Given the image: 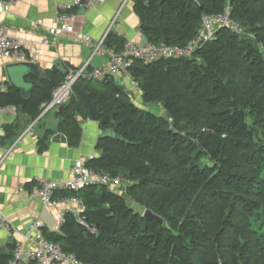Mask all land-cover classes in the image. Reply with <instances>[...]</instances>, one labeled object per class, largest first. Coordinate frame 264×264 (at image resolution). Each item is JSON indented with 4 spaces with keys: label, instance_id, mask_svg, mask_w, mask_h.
<instances>
[{
    "label": "trees",
    "instance_id": "trees-1",
    "mask_svg": "<svg viewBox=\"0 0 264 264\" xmlns=\"http://www.w3.org/2000/svg\"><path fill=\"white\" fill-rule=\"evenodd\" d=\"M133 1L152 45L185 47L204 15L227 10L245 32L220 27L190 56L135 59L131 78L163 114L137 105L114 76L78 80L103 132L87 166L132 182L57 191L83 208L45 234L80 264H264V0ZM105 45L121 52L125 39L109 33ZM67 72L47 70L29 99L14 87L0 92V106L36 119ZM57 115L78 145L79 118L90 113L76 87ZM147 209L164 223L144 217Z\"/></svg>",
    "mask_w": 264,
    "mask_h": 264
},
{
    "label": "crops",
    "instance_id": "crops-1",
    "mask_svg": "<svg viewBox=\"0 0 264 264\" xmlns=\"http://www.w3.org/2000/svg\"><path fill=\"white\" fill-rule=\"evenodd\" d=\"M74 1L17 0L0 13V24L8 28L31 61L45 72L54 68L57 62L69 71L83 68L89 60L92 65L105 61L99 55L93 56L94 46L81 40L82 33L94 41L108 32L125 40L145 43L133 0H106L92 8L75 7L71 11L76 14L74 31L54 40L48 29L55 24L58 6ZM45 37L50 39L49 45L44 43ZM35 49L37 53L33 52ZM16 62L14 59L0 60V92L12 87L7 66ZM114 78L128 93L131 92L134 102L136 98L143 100L131 76ZM139 106L146 107L142 101ZM58 109L59 106H54L45 113L41 111L33 119L16 106H0V210L13 225V231L0 229V259L12 256L15 244L24 240L28 225L41 219L45 207L31 193L37 180L69 181L74 176L77 160L99 155L97 143L103 132L98 122L90 120V115L86 119L80 117L81 140L78 145H72L67 135L58 129L61 120ZM49 130L54 132L47 134ZM68 206L76 208L73 204ZM64 207L62 204L48 209L58 219Z\"/></svg>",
    "mask_w": 264,
    "mask_h": 264
},
{
    "label": "built area",
    "instance_id": "built-area-1",
    "mask_svg": "<svg viewBox=\"0 0 264 264\" xmlns=\"http://www.w3.org/2000/svg\"><path fill=\"white\" fill-rule=\"evenodd\" d=\"M16 1L0 0V13L5 12ZM105 1L75 0L73 3L59 5L55 24L48 29L49 35L56 40L65 33L74 31L76 14L71 11L75 7L92 8L103 4ZM115 20L116 18L112 24ZM220 27H230L237 32H245L243 26L230 18L227 10L220 15H204L199 34L185 47L168 46L164 43L157 46L151 43L140 44L126 39L124 50L116 52L105 45L108 32L97 41H94L88 34L82 33L80 35L81 40L94 46L93 56L99 55L105 61L100 65H92L91 60H89L81 69H70L65 80L54 89L51 100L42 105V112L45 113L54 106L68 103L75 93V85L80 78L103 81L108 76H131L129 68L133 65L135 59L150 62L160 57L190 56L199 46L211 39ZM50 42V39L45 37L44 43L49 45ZM33 52L37 53L38 50L35 49ZM6 59H14L17 62L31 61L19 40L10 34L4 24H0V60ZM89 67H91V70H89ZM133 84L138 87L134 80ZM86 162L87 159L76 161L73 169L74 176L69 181L38 179L32 188V195L38 197L45 208L65 205L58 218V228L63 223L67 212L79 213L83 208V202L76 196H55L57 191L65 189L79 191L89 184H101L111 189L119 190L124 185L132 182L130 179L113 177L101 170L88 167ZM69 204L75 205L76 208H70ZM0 229L13 231L10 219L1 210ZM45 229L46 225L43 220L38 219L31 222L23 234L24 240L15 244L10 264H33L34 262L39 264H80L74 254L64 251L58 243L49 240L45 234ZM220 264L224 263L221 262Z\"/></svg>",
    "mask_w": 264,
    "mask_h": 264
},
{
    "label": "water",
    "instance_id": "water-1",
    "mask_svg": "<svg viewBox=\"0 0 264 264\" xmlns=\"http://www.w3.org/2000/svg\"><path fill=\"white\" fill-rule=\"evenodd\" d=\"M143 28V26H141ZM145 43H149L147 38H143ZM56 67L63 69V65L57 62ZM9 79L12 87L16 88L21 92L23 99H29L33 90L41 84V81L46 78L45 71L41 70L40 67L33 61L27 62H16L11 63L7 66ZM83 99L85 100L89 113L90 120L98 121L100 112L96 107L95 102L92 99L91 93L85 91L80 84L75 85ZM131 94V92H129ZM162 108V105L156 102H149L148 108ZM165 117L170 120L168 114ZM144 217L157 220L160 223H164V219L158 215H155L150 209L145 210ZM41 219L44 221L47 229L50 232L58 231V219L50 212L48 208H45L41 214Z\"/></svg>",
    "mask_w": 264,
    "mask_h": 264
},
{
    "label": "rangeland",
    "instance_id": "rangeland-1",
    "mask_svg": "<svg viewBox=\"0 0 264 264\" xmlns=\"http://www.w3.org/2000/svg\"><path fill=\"white\" fill-rule=\"evenodd\" d=\"M142 101V104L146 107H148V103H145L143 100ZM141 101H140V98H136L135 99V102L137 103V105H140L141 104ZM152 111L158 113V114H163L164 110L162 108H151Z\"/></svg>",
    "mask_w": 264,
    "mask_h": 264
}]
</instances>
